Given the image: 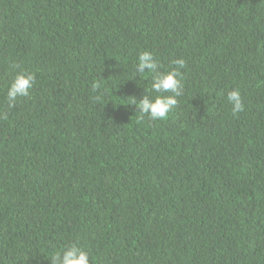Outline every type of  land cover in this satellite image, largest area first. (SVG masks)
Instances as JSON below:
<instances>
[{"label": "trees", "instance_id": "obj_1", "mask_svg": "<svg viewBox=\"0 0 264 264\" xmlns=\"http://www.w3.org/2000/svg\"><path fill=\"white\" fill-rule=\"evenodd\" d=\"M144 50L187 62L166 120L130 104ZM71 243L90 264H264V0H0V264Z\"/></svg>", "mask_w": 264, "mask_h": 264}, {"label": "clouds", "instance_id": "obj_2", "mask_svg": "<svg viewBox=\"0 0 264 264\" xmlns=\"http://www.w3.org/2000/svg\"><path fill=\"white\" fill-rule=\"evenodd\" d=\"M172 63L176 65L175 68L163 69V65L154 52L144 50L139 53L134 66L135 76H139L140 79L145 75L151 76L150 88L145 89L142 98L132 97L130 103L136 106L141 118L147 116L153 121L166 120L171 111L178 105V98L184 94L183 74L180 69L185 68L187 62L184 58H178L174 59ZM35 81L36 74L34 72L27 70L17 72L6 95L9 109L16 106L19 98L30 96ZM227 100L232 105L233 114L245 110L239 88L230 91ZM4 118L7 119V114H4ZM52 264H90V252L76 243H71L55 255Z\"/></svg>", "mask_w": 264, "mask_h": 264}]
</instances>
